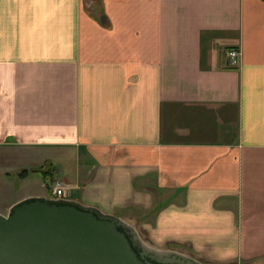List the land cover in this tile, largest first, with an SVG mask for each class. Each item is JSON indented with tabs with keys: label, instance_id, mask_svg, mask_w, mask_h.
<instances>
[{
	"label": "crops",
	"instance_id": "1",
	"mask_svg": "<svg viewBox=\"0 0 264 264\" xmlns=\"http://www.w3.org/2000/svg\"><path fill=\"white\" fill-rule=\"evenodd\" d=\"M43 166L154 247L264 264V0H0V213Z\"/></svg>",
	"mask_w": 264,
	"mask_h": 264
},
{
	"label": "water",
	"instance_id": "2",
	"mask_svg": "<svg viewBox=\"0 0 264 264\" xmlns=\"http://www.w3.org/2000/svg\"><path fill=\"white\" fill-rule=\"evenodd\" d=\"M0 264L205 263L148 244L133 224L97 207L27 197L0 213Z\"/></svg>",
	"mask_w": 264,
	"mask_h": 264
},
{
	"label": "rangeland",
	"instance_id": "3",
	"mask_svg": "<svg viewBox=\"0 0 264 264\" xmlns=\"http://www.w3.org/2000/svg\"><path fill=\"white\" fill-rule=\"evenodd\" d=\"M3 173H0V177L3 176ZM48 176H44L42 172H30L26 178L21 181L16 179L6 180L10 186L11 193L14 194H34L28 197H45V195H36V194H46L47 196L53 197L51 192L52 179ZM59 178V177H58ZM9 191H5L4 197L8 198ZM27 198V197H26ZM143 237V236H142Z\"/></svg>",
	"mask_w": 264,
	"mask_h": 264
},
{
	"label": "built area",
	"instance_id": "4",
	"mask_svg": "<svg viewBox=\"0 0 264 264\" xmlns=\"http://www.w3.org/2000/svg\"><path fill=\"white\" fill-rule=\"evenodd\" d=\"M240 50L230 48L226 51L228 63L231 65H238L240 63ZM51 192L54 198L70 199L73 195V189L67 183L58 177L52 179Z\"/></svg>",
	"mask_w": 264,
	"mask_h": 264
},
{
	"label": "trees",
	"instance_id": "5",
	"mask_svg": "<svg viewBox=\"0 0 264 264\" xmlns=\"http://www.w3.org/2000/svg\"><path fill=\"white\" fill-rule=\"evenodd\" d=\"M38 170H40V172H42V173L44 174V176H47L48 174H50V171H48V170L46 169V166H43V167H41V168L38 169Z\"/></svg>",
	"mask_w": 264,
	"mask_h": 264
}]
</instances>
